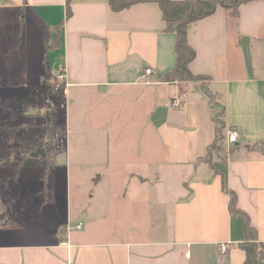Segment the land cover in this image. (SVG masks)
Wrapping results in <instances>:
<instances>
[{
  "label": "crops",
  "instance_id": "0c3cea01",
  "mask_svg": "<svg viewBox=\"0 0 264 264\" xmlns=\"http://www.w3.org/2000/svg\"><path fill=\"white\" fill-rule=\"evenodd\" d=\"M67 9L68 0H0V100L17 103L11 94L36 87V61L41 86L65 72L68 104L72 90L98 98L92 106L104 126L137 127L143 145L118 173L116 206L108 195L79 206L68 192L59 217L54 188L47 200L25 190L23 198L36 200L14 214L9 200L21 194L0 183V264H244V220L230 212L227 191L264 242V0L237 16L218 7L189 25L190 71L208 78L199 82L163 81L177 63L176 35L166 32L157 3L115 12L109 0H71L70 16ZM177 98L181 108L171 106ZM222 109L225 135L238 130L240 139L211 167L203 159ZM31 217L40 224H28Z\"/></svg>",
  "mask_w": 264,
  "mask_h": 264
},
{
  "label": "rangeland",
  "instance_id": "374dc122",
  "mask_svg": "<svg viewBox=\"0 0 264 264\" xmlns=\"http://www.w3.org/2000/svg\"><path fill=\"white\" fill-rule=\"evenodd\" d=\"M20 49H16L18 55L14 57V61L22 58ZM32 65L36 75L39 65L36 61ZM35 75L30 81L36 85L35 88L28 91L16 90V95H10L18 100V108L16 102L6 106L0 100V183L3 184L5 193L21 194L20 198H23L22 194L26 191L37 190L47 200L51 199V188H54L59 196L56 204L60 211L59 217L65 208L68 192L73 196V203L79 206L89 204L92 196L94 203L98 205L103 195L110 196V201L116 206L121 201L119 194L123 186L118 173L122 168H131V163L127 166L125 162L137 158L143 145V138L138 137L137 127L122 132L114 126L106 128L105 115L92 106L98 103V98L88 97L83 91L72 90L71 102L68 104L66 85L56 75L48 77L43 86ZM28 99L31 103L26 104ZM211 99L217 106L216 97L211 95ZM53 107L57 108L59 123L64 126L65 131L58 135L59 149L55 167L45 175V169L41 165L44 161L40 159L38 167L17 171L16 165L30 145L29 142L41 138L44 131L39 130V127H46V113ZM255 148L263 147L256 145ZM230 150L225 142L220 159L227 158ZM215 158L217 157H213V160ZM27 197L20 199L14 196L12 201L9 200L14 214L19 205L26 210L27 204L36 200L32 193ZM20 211L21 209L18 213ZM3 213L0 202V226L4 220ZM18 217L21 218L20 215ZM30 220L28 224L33 226L41 222L33 217Z\"/></svg>",
  "mask_w": 264,
  "mask_h": 264
},
{
  "label": "trees",
  "instance_id": "16d2710c",
  "mask_svg": "<svg viewBox=\"0 0 264 264\" xmlns=\"http://www.w3.org/2000/svg\"><path fill=\"white\" fill-rule=\"evenodd\" d=\"M110 6L115 12H120L140 3H157L162 11L163 20L166 23V32L176 35L175 53L177 63L175 68L166 73L163 78L165 82L188 81L199 82L208 78L205 76L194 75L189 68L190 63L195 59L196 52L189 45L187 39V31L190 24L205 19L213 15L218 7L232 11L237 16L240 8L255 0H109ZM71 0H68L67 16L71 15ZM60 30L53 39V44L49 47L53 49L58 45V37ZM205 87V86H204ZM207 91V88H205ZM209 94V91H207ZM213 107V100L211 99ZM30 102V100L28 99ZM48 124L39 127L44 132L39 140L30 141L24 155L16 165V170L22 168L38 167L39 160H43L41 164L45 169V175L56 165V155L59 149L58 135L64 134V126L59 123L57 108L53 107L46 113ZM225 110L215 115V140L208 147L207 155L203 159L208 165L213 166V157L221 158V151L226 142L225 135ZM263 146V145H261ZM230 196L229 209L233 215L241 216L244 220V237L239 244L240 248L246 254L244 264H259L264 261V242L258 238V232L252 226L249 216L239 209L237 205V196L234 192L227 191Z\"/></svg>",
  "mask_w": 264,
  "mask_h": 264
},
{
  "label": "built area",
  "instance_id": "2783aa9c",
  "mask_svg": "<svg viewBox=\"0 0 264 264\" xmlns=\"http://www.w3.org/2000/svg\"><path fill=\"white\" fill-rule=\"evenodd\" d=\"M151 69H147L146 71V74H151ZM57 78L58 80H60L61 82H63L66 86H68V80H67V75L65 72H62L60 74L57 75ZM171 106L173 108H181L182 107V101L181 99H174L172 102H171ZM239 139H240V133L238 130H230L228 132V134L226 135V143L228 146H232V145H236L238 144L239 142ZM77 229H81V225L77 226L76 227ZM221 253H226L227 250H228V247L227 245L223 244L221 245Z\"/></svg>",
  "mask_w": 264,
  "mask_h": 264
}]
</instances>
